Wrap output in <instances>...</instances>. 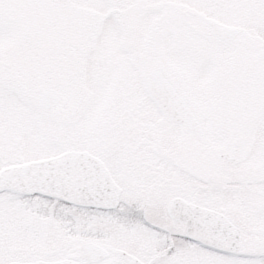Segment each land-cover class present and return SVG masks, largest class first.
Returning a JSON list of instances; mask_svg holds the SVG:
<instances>
[{"label": "snow or ice", "instance_id": "1", "mask_svg": "<svg viewBox=\"0 0 264 264\" xmlns=\"http://www.w3.org/2000/svg\"><path fill=\"white\" fill-rule=\"evenodd\" d=\"M0 264H264V0H0Z\"/></svg>", "mask_w": 264, "mask_h": 264}]
</instances>
